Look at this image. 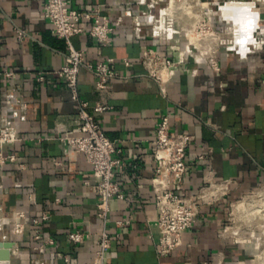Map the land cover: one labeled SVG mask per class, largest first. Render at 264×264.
Returning <instances> with one entry per match:
<instances>
[{
    "label": "crops",
    "instance_id": "0c3cea01",
    "mask_svg": "<svg viewBox=\"0 0 264 264\" xmlns=\"http://www.w3.org/2000/svg\"><path fill=\"white\" fill-rule=\"evenodd\" d=\"M126 1L68 0L76 9L97 10L111 23L122 18L124 10H136ZM44 3L0 0V115L15 121L23 135L6 147L15 160L2 166L1 213L6 229L15 212L25 213L28 231L15 239L10 232L7 236L15 240L11 264H94V236L104 227L96 214L100 198L91 189L94 179L84 154L58 139L78 134L79 103L57 74L68 46L52 32ZM90 25L91 21L83 23L85 29ZM17 28L26 32L21 40ZM149 32V24L136 28L123 18L107 45L87 29L71 38L87 63L113 59L109 65L116 73L106 88L98 89L97 77L82 67L77 87L124 163L115 169L123 198L110 200L105 228L111 247L105 264H259L257 230L238 241L223 230L236 203L264 184V44L247 58L219 47L217 69L197 63V52L191 49L184 62L175 64L161 93L145 77L142 48H155L177 60L181 52L186 55L190 41L183 32L170 40ZM39 74L42 80L37 79ZM11 90L17 101L7 97ZM96 103L108 108L94 112ZM164 114L169 115L172 131L194 137L186 151L181 192L195 197L201 187L222 180H230V188L215 203L201 206L193 226L182 233L181 244L159 256L153 141ZM43 213L47 220H42ZM75 230L92 236L72 244L67 235Z\"/></svg>",
    "mask_w": 264,
    "mask_h": 264
},
{
    "label": "built area",
    "instance_id": "2783aa9c",
    "mask_svg": "<svg viewBox=\"0 0 264 264\" xmlns=\"http://www.w3.org/2000/svg\"><path fill=\"white\" fill-rule=\"evenodd\" d=\"M160 1L127 0V4L136 6V10L131 8L124 10L123 17H119L114 23L101 17L97 10L89 12L76 9L69 4L68 0H45L44 3V16L51 24L52 32L58 38L63 39L68 46L65 62L58 69L57 74L64 79L71 92L72 99L79 103L78 134L60 136L58 139L84 154L86 161L91 166L94 179V182L90 183L91 189L100 198L96 203V214L103 222L104 227L94 236L96 244L94 264H105L107 250L111 247V236L105 225L110 211V200L123 198L122 189L115 179V169L117 167L123 168L124 163L119 157L120 150L117 148L115 141L104 134L101 125L90 111L88 102L79 97L77 91L78 76L80 69L86 67L97 77L96 87L104 89L109 78L114 77L116 73L109 65L113 59L100 60L96 64L87 63L84 60L83 50L75 48L71 38L87 29L91 37L101 44L107 45L112 42V35L116 26L123 22V18H126L136 28L143 24H149L150 32L148 35L151 37L170 40L180 31L173 27L171 19L167 18L169 15L162 18V9L166 6L158 8ZM227 1L221 4L217 0H212L200 4L202 23L198 24L200 29L202 27V30L198 31L195 36L197 44L191 43L189 40L190 43L185 51L186 55L181 52L177 60L155 48L148 46L142 48L141 64L146 69L145 77L154 81L161 93L165 92L166 85L173 76L175 64L184 62L191 49H195L197 52L195 56L197 63H206L217 69L215 53L219 47L237 53L240 58H247L263 46L264 0H261L262 3H258L259 0H246L252 2L250 7L252 10V13L250 12L252 32L250 39L243 43L234 36L236 23L226 19L221 14V8ZM157 8L158 15L154 13ZM218 11L220 14H218ZM84 21H91L90 27L85 29L83 26ZM184 33L187 35V32L184 31ZM25 35L26 32L23 29H16L17 39L21 40ZM239 40L240 42H238ZM124 63L127 64L125 59ZM5 75H11V71H5ZM37 79L42 80L43 76L39 74ZM7 97L17 101L12 90L7 94ZM13 105V102L9 103L11 109ZM107 108L106 105L96 103L93 111L102 112ZM22 139V131L15 121L0 115V187L3 176L2 166L15 160V155L7 152L6 147ZM193 140V135L188 132L171 130L169 115L164 114L159 118L153 141L155 173L152 179L155 203L158 210L156 223L159 232L155 247L159 256L167 255L181 244L182 233L193 226L201 206L215 203L230 188V180H222L220 182H210L208 185L201 187L195 197L181 192L187 167L186 151ZM238 205L240 207H237ZM235 208V211L231 209L229 213L230 223L224 227L223 233L229 234L235 241L242 238L249 239L251 234L257 230L258 224L264 228L263 224L257 222L260 218L259 214L264 213V184L238 201ZM24 217V211H18L14 213L13 218L7 221L10 227V235L14 239L28 231L23 223ZM47 219L48 214L43 213L42 220ZM5 222L1 214L0 230ZM242 233H244V236L241 235ZM258 233L260 237V232ZM262 234H264V229ZM91 236L89 232L75 230L68 233L67 239L72 244H79L91 238ZM3 240H8L7 236L4 235ZM50 242L52 243L51 240ZM259 244V264H264V243L260 242V238ZM35 249L43 251L41 247H35Z\"/></svg>",
    "mask_w": 264,
    "mask_h": 264
},
{
    "label": "rangeland",
    "instance_id": "374dc122",
    "mask_svg": "<svg viewBox=\"0 0 264 264\" xmlns=\"http://www.w3.org/2000/svg\"><path fill=\"white\" fill-rule=\"evenodd\" d=\"M207 1H212V0H161L160 5H158V8L162 7V6L167 7L169 3H172L171 9H169L168 12H166V15H169V17H167V18L171 19L173 27L176 30H179L180 32H183V33L185 31V32H187L188 37H190L192 34L196 36L197 32L202 30V27L200 29L199 28L200 25L198 24V23H202L201 22V20H202L201 16L202 15H200V9H201L200 4L201 3L203 4ZM213 1H215V0H213ZM217 1H219L222 4L226 0H217ZM258 3H262V1L259 0ZM158 8H157V10H154V13L156 15H158ZM214 9H216V8H214ZM218 14H220L219 11H218ZM236 24L238 27L239 24L238 23H236ZM1 212L2 211L0 208V216L2 214ZM256 218H258V217L256 216ZM257 222L260 224H263V220L260 218H258ZM263 229L264 228L258 224L257 232H260L259 238H260L261 243H264V234H262ZM9 232H10V227L7 226V229H6V225L4 224L2 229L0 230V239L3 240V236L4 235L8 236Z\"/></svg>",
    "mask_w": 264,
    "mask_h": 264
},
{
    "label": "bare ground",
    "instance_id": "6f19581e",
    "mask_svg": "<svg viewBox=\"0 0 264 264\" xmlns=\"http://www.w3.org/2000/svg\"><path fill=\"white\" fill-rule=\"evenodd\" d=\"M200 2V1H199ZM251 5L252 2L246 1V0H228L221 8L222 15L235 23H238L239 26L237 27V24L235 26L234 30V36L241 40V43H243L246 40H249L251 37L252 32V25H251ZM172 3H169L167 7H164L162 9V18L165 17L166 12H168L169 9H171ZM251 12V13H250ZM191 37V38H190ZM189 37V40L191 43H196V37L195 35H191ZM240 40L238 42H240ZM197 44V43H196ZM243 48V47H242ZM237 207H240L238 205ZM259 217L263 219V225H264V213H260ZM263 260H264V254H263Z\"/></svg>",
    "mask_w": 264,
    "mask_h": 264
},
{
    "label": "water",
    "instance_id": "95a60500",
    "mask_svg": "<svg viewBox=\"0 0 264 264\" xmlns=\"http://www.w3.org/2000/svg\"><path fill=\"white\" fill-rule=\"evenodd\" d=\"M14 242L0 239V264H11V248Z\"/></svg>",
    "mask_w": 264,
    "mask_h": 264
}]
</instances>
